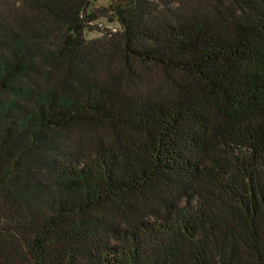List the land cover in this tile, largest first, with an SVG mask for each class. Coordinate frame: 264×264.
Segmentation results:
<instances>
[{
	"label": "trees",
	"instance_id": "16d2710c",
	"mask_svg": "<svg viewBox=\"0 0 264 264\" xmlns=\"http://www.w3.org/2000/svg\"><path fill=\"white\" fill-rule=\"evenodd\" d=\"M0 264H264V0H0Z\"/></svg>",
	"mask_w": 264,
	"mask_h": 264
},
{
	"label": "rangeland",
	"instance_id": "374dc122",
	"mask_svg": "<svg viewBox=\"0 0 264 264\" xmlns=\"http://www.w3.org/2000/svg\"><path fill=\"white\" fill-rule=\"evenodd\" d=\"M93 6L105 5L107 0H90ZM110 24L106 23L104 18H98L92 22L93 29H87L83 32L85 38H94L101 35V31ZM112 26V25H111Z\"/></svg>",
	"mask_w": 264,
	"mask_h": 264
}]
</instances>
